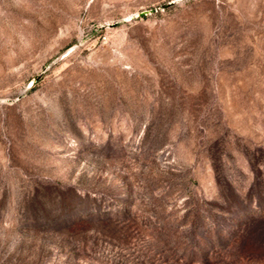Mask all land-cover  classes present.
Wrapping results in <instances>:
<instances>
[{"label": "rangeland", "instance_id": "1", "mask_svg": "<svg viewBox=\"0 0 264 264\" xmlns=\"http://www.w3.org/2000/svg\"><path fill=\"white\" fill-rule=\"evenodd\" d=\"M0 264H264V0H0Z\"/></svg>", "mask_w": 264, "mask_h": 264}, {"label": "water", "instance_id": "2", "mask_svg": "<svg viewBox=\"0 0 264 264\" xmlns=\"http://www.w3.org/2000/svg\"><path fill=\"white\" fill-rule=\"evenodd\" d=\"M142 15H145V14H142Z\"/></svg>", "mask_w": 264, "mask_h": 264}]
</instances>
